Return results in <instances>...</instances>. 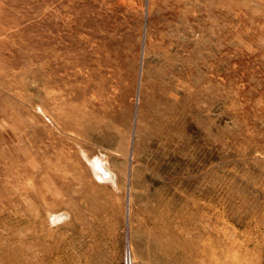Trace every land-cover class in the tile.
Listing matches in <instances>:
<instances>
[{
    "label": "rangeland",
    "instance_id": "374dc122",
    "mask_svg": "<svg viewBox=\"0 0 264 264\" xmlns=\"http://www.w3.org/2000/svg\"><path fill=\"white\" fill-rule=\"evenodd\" d=\"M127 244L264 264V0H0V264Z\"/></svg>",
    "mask_w": 264,
    "mask_h": 264
},
{
    "label": "built area",
    "instance_id": "2783aa9c",
    "mask_svg": "<svg viewBox=\"0 0 264 264\" xmlns=\"http://www.w3.org/2000/svg\"><path fill=\"white\" fill-rule=\"evenodd\" d=\"M119 264H138L133 259V256H132V253H131V248H130V246L128 244L124 245V247H123V252H122V255H121V261H120Z\"/></svg>",
    "mask_w": 264,
    "mask_h": 264
},
{
    "label": "bare ground",
    "instance_id": "6f19581e",
    "mask_svg": "<svg viewBox=\"0 0 264 264\" xmlns=\"http://www.w3.org/2000/svg\"><path fill=\"white\" fill-rule=\"evenodd\" d=\"M100 162V161H99ZM98 161H97V165L96 166H99L98 164H100ZM95 164V163H94ZM104 166V165H103ZM98 168V167H97ZM102 169V168H101ZM98 170V169H97ZM104 170V169H103ZM100 171V170H99ZM102 171V170H101ZM99 173V172H98ZM112 177V176H111ZM112 179V178H111Z\"/></svg>",
    "mask_w": 264,
    "mask_h": 264
}]
</instances>
